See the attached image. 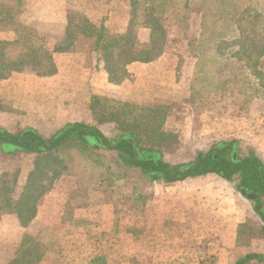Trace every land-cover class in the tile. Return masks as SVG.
I'll return each instance as SVG.
<instances>
[{"label":"rangeland","instance_id":"1","mask_svg":"<svg viewBox=\"0 0 264 264\" xmlns=\"http://www.w3.org/2000/svg\"><path fill=\"white\" fill-rule=\"evenodd\" d=\"M132 1L109 0L115 5L109 13L116 17L119 10L121 16L125 6L126 18H132L131 32L140 35V48L149 45L152 28L161 25L163 33L157 30V35L164 50L158 58L164 56L167 64L181 66L179 79L186 84L175 91L177 104L170 105L174 118L163 129L168 138L176 137L174 143L155 146L160 152L155 156L166 169L130 170L118 149L98 156L88 153L91 166L86 178L93 183L92 194L106 198L108 203L103 205L117 207L114 216L104 221L100 212L71 221L67 214L47 208L45 201L50 199L53 205L49 192L55 181L61 180L63 191L70 192L68 167L71 162H84L87 145L67 140L55 151V160L46 164V156L37 159L29 153L0 156L6 160L0 165V177L6 175L4 185L11 189L0 194V264H12L23 251L38 246L41 257L34 264H213L217 249L212 238L188 231H212L223 225L209 226L210 218L201 216L197 225L183 222L191 226L181 225L185 232L168 228L174 233H167L166 223L149 203V184L155 176H161V181L174 177L184 166L195 170L211 156L236 161L237 168L250 160L264 168V0ZM140 119L145 122L144 115ZM233 141H237L236 159L235 150L216 153L217 144ZM36 159L33 191L13 187L11 183L23 178L22 168L34 166ZM55 161H62V167ZM154 163L150 160L151 167ZM206 164L209 170L215 167ZM204 170L199 174L208 173ZM234 175L238 188L242 187L243 172ZM76 176L82 181L86 172L80 170ZM100 177L111 181L98 187ZM209 239L208 247L204 241ZM200 242L207 246L205 250L195 249Z\"/></svg>","mask_w":264,"mask_h":264},{"label":"crops","instance_id":"2","mask_svg":"<svg viewBox=\"0 0 264 264\" xmlns=\"http://www.w3.org/2000/svg\"><path fill=\"white\" fill-rule=\"evenodd\" d=\"M114 6L109 0H0L1 129L13 135L33 129L47 138L68 125L87 124L104 136L113 137L120 129L111 113H127L125 106H132L138 113L140 108L164 106L168 112L162 120L163 131L167 121L174 118L170 105L177 104L175 91L186 85L183 78L179 79L181 66L167 64L164 56L151 62L135 61L116 68L127 76L113 80L103 59L102 46L98 45L97 33L105 29L107 37H125L132 27V18H126L125 6L121 7V16L119 10L116 17L109 13ZM121 76L114 71L115 79ZM84 153V162H71L68 167L73 178L69 180L70 192L63 191L61 180L55 181L49 192L53 205L46 196L44 200L48 202L47 208L67 214L71 221L97 212L104 221L114 216L116 205H103L108 203L106 198H95L92 194L93 183L86 177L91 166L88 153L94 155V152L87 145ZM20 154L26 155L17 153L10 157ZM37 159L34 166L22 168L23 178L16 183V189L29 191L33 186ZM3 161L6 160H0V165ZM55 162L60 166L63 163ZM80 170L86 172L82 181L74 177ZM103 180H98V187L111 181ZM235 181L236 177L227 180L213 172L173 182L152 181L149 203L157 218L166 223L167 233L185 232L181 225H189L183 222L197 225L196 220L200 221L201 216L210 218L209 226L222 224L212 231L195 228L188 231L212 238L217 249L213 264H264L263 214L257 201L241 195ZM80 190L86 194L82 196ZM204 242L208 247L212 243L211 239ZM200 244L203 243H195V249L205 250L207 246Z\"/></svg>","mask_w":264,"mask_h":264},{"label":"trees","instance_id":"3","mask_svg":"<svg viewBox=\"0 0 264 264\" xmlns=\"http://www.w3.org/2000/svg\"><path fill=\"white\" fill-rule=\"evenodd\" d=\"M135 1L136 0H133L132 2L134 3ZM161 29V25L159 24L152 28L151 41L145 48H140L139 40H137L138 36L131 31V33L129 32L125 37H107L105 29L98 31L97 42L99 46H102L104 52L103 59L105 60L107 70H109L108 72L113 77V80L118 81L121 80L123 76H127L126 72L117 71L116 68H120L123 65H128L135 61L151 62L161 55L164 50V45L161 46L157 35V30L160 31ZM160 32L163 33V30ZM242 48L244 49V45ZM114 71L122 76L115 79ZM131 107L132 106H125V111H127V113L124 111V113L118 112L119 114L111 113V115L116 117L120 129L118 134L111 138L104 136L96 127L87 124L68 125L63 131H59L51 138H44L33 129H26L13 135L0 128V155L12 156L17 153H33L40 157L46 156L47 158H45L46 161L44 163L46 164L49 161L55 160V151L67 140L78 139L84 145L91 146L92 151L97 156L103 152L108 153L107 151L112 149L120 150L122 152V161L130 170L143 169L150 172V170L154 171L159 167L166 169L165 165L158 162V156L155 155L160 153L156 151L157 148L159 150L160 146L172 145L176 138H168L165 132L161 131L164 123L162 120L164 115L168 112L167 108L164 106H157L152 109L140 108L141 112L138 113L139 110H134ZM138 115H144V123ZM141 131H146L148 133H142ZM137 140L139 142H137ZM156 145H159V147H155ZM235 148H237V141H233L232 143L221 142L217 144L215 151L217 154L224 153L225 150L232 153ZM210 158L209 161L205 160L201 162L195 170H191L193 167L188 169H183V167L180 168L174 177L167 176V182L183 180L189 176L198 175L200 172L199 170L203 169L207 172L217 173L227 180H233L235 177L234 174L240 171L244 174L242 187L253 189L258 193L264 194V168L261 167L262 165H260V163H251L253 160H250L244 167L241 166V168H237L236 166L234 167L236 161L233 163L232 161H221L219 157L214 158L211 156ZM150 160L155 161L153 167L150 166ZM206 162H208V164H213L215 167L211 170L207 169L208 165ZM170 168L171 167H169V169ZM36 172L37 170L33 172L32 176L36 177ZM5 177L6 175L0 177V194L7 188L11 190L7 185H4L6 180ZM101 179L100 177L99 181H101ZM34 180L35 178H33V183ZM11 185L14 187L16 182L11 183ZM32 189L33 186L30 191H33ZM257 204V207H259L260 204ZM21 214L22 213H19V216ZM262 216L264 217V215ZM20 217L24 222L25 217ZM28 238L29 237H26L25 240ZM25 245L22 250L25 249ZM39 247L40 246L26 249L19 258L12 262V264H23V262L34 264L33 262L37 261V258L39 260L41 257V254L38 252L40 251ZM249 257L252 258L253 256Z\"/></svg>","mask_w":264,"mask_h":264},{"label":"water","instance_id":"4","mask_svg":"<svg viewBox=\"0 0 264 264\" xmlns=\"http://www.w3.org/2000/svg\"><path fill=\"white\" fill-rule=\"evenodd\" d=\"M137 142H139V141L137 140ZM236 158H237V148H235V151L233 153V159H236ZM190 167H191V165L184 166L183 169H188ZM160 178H161V176L160 177L159 176H155L154 181H157ZM239 190H240L241 195L244 198L248 199L249 201H257V199H259V197H260V195L258 193H256L255 191L250 190L249 188L241 187V188H239ZM260 210H261V213L264 215V206Z\"/></svg>","mask_w":264,"mask_h":264},{"label":"flooded vegetation","instance_id":"5","mask_svg":"<svg viewBox=\"0 0 264 264\" xmlns=\"http://www.w3.org/2000/svg\"><path fill=\"white\" fill-rule=\"evenodd\" d=\"M247 163H249V162H247ZM247 163H245V165H246ZM250 190H252V191H256V190H253V189H250ZM257 193H258V192H257ZM259 195H260V197H259V199H257V203H260L259 208H261V207L264 205V201H263V196H264V194L259 193Z\"/></svg>","mask_w":264,"mask_h":264}]
</instances>
